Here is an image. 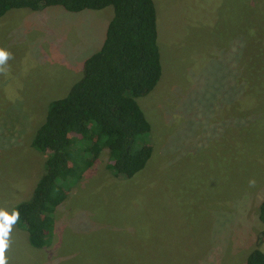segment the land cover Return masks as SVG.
Wrapping results in <instances>:
<instances>
[{
	"label": "rangeland",
	"instance_id": "obj_1",
	"mask_svg": "<svg viewBox=\"0 0 264 264\" xmlns=\"http://www.w3.org/2000/svg\"><path fill=\"white\" fill-rule=\"evenodd\" d=\"M160 78L136 98L149 144L129 179L84 168L32 248L11 209L45 155L30 145L52 100L82 77L113 16L59 6L0 17V260L3 264H245L264 252V0H152Z\"/></svg>",
	"mask_w": 264,
	"mask_h": 264
},
{
	"label": "trees",
	"instance_id": "obj_2",
	"mask_svg": "<svg viewBox=\"0 0 264 264\" xmlns=\"http://www.w3.org/2000/svg\"><path fill=\"white\" fill-rule=\"evenodd\" d=\"M49 6L69 12L111 6L113 16L101 47L84 60L82 77L66 96L49 102L30 142L46 156L44 168L29 198L11 209V218L36 249L49 246L54 210L102 150L116 179H129L145 167L152 147L137 145L149 128L136 98L149 93L161 75L152 0H0V17L10 9ZM258 208L264 222V200ZM257 239L264 241V231ZM245 264H264V252L252 250Z\"/></svg>",
	"mask_w": 264,
	"mask_h": 264
},
{
	"label": "clouds",
	"instance_id": "obj_3",
	"mask_svg": "<svg viewBox=\"0 0 264 264\" xmlns=\"http://www.w3.org/2000/svg\"><path fill=\"white\" fill-rule=\"evenodd\" d=\"M6 55L7 54L5 52L0 51V62H2L6 58ZM2 246H3V243L0 242V247H2ZM0 264H3V261L2 260H0Z\"/></svg>",
	"mask_w": 264,
	"mask_h": 264
}]
</instances>
